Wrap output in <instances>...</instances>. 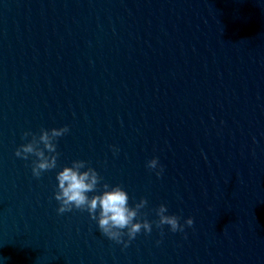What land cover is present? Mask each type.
Segmentation results:
<instances>
[{"label": "clouds", "instance_id": "1", "mask_svg": "<svg viewBox=\"0 0 264 264\" xmlns=\"http://www.w3.org/2000/svg\"><path fill=\"white\" fill-rule=\"evenodd\" d=\"M69 132L68 126L52 129H41L39 135L25 132L24 137L31 136V140L21 144L15 151V155L23 160L35 157L32 160V175L39 179L41 175L57 167V140ZM42 145V147H41ZM118 151V149H114ZM150 170L157 171V176L162 174L163 168L159 165L158 158L147 162ZM85 169V170H82ZM98 172L87 166L83 160H74L71 166H64L56 175L57 190L54 199L58 202L57 213L64 214L74 209L87 211L91 220L95 221L100 232L117 244H128L141 233L152 232L153 222L141 218L140 210L147 205V200L142 198L135 206H129L128 193L119 185H102V192H98L101 183ZM89 193H92L90 196ZM167 207L161 204L156 209L159 217L155 221L157 228L168 225L172 232L183 231L184 225L179 223L176 215H167ZM186 225L192 226L194 221L188 218ZM127 236V240L124 237Z\"/></svg>", "mask_w": 264, "mask_h": 264}]
</instances>
